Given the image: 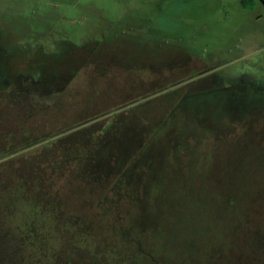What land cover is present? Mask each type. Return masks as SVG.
Segmentation results:
<instances>
[{"label":"rangeland","instance_id":"obj_1","mask_svg":"<svg viewBox=\"0 0 264 264\" xmlns=\"http://www.w3.org/2000/svg\"><path fill=\"white\" fill-rule=\"evenodd\" d=\"M0 70V264H264L261 0H0Z\"/></svg>","mask_w":264,"mask_h":264},{"label":"trees","instance_id":"obj_2","mask_svg":"<svg viewBox=\"0 0 264 264\" xmlns=\"http://www.w3.org/2000/svg\"><path fill=\"white\" fill-rule=\"evenodd\" d=\"M261 2L263 3V5H264V0H261ZM241 4L243 5V7H245V8H247V9H253L255 6H256V0H241ZM95 69H98V67L97 68H95ZM101 72V74L102 75H105L106 73H107V70L104 68V69H102V70H100ZM207 73H209V71H206L205 72V74H207ZM0 76H2V71L0 70ZM3 78V76L1 77V79ZM16 79H17V77H16ZM208 80V79H207ZM16 82H17V80H15ZM200 81V80H199ZM196 82H198V81H196ZM18 83V82H17ZM16 84V83H15ZM9 86L10 85H5V86H1L0 87V92L1 93H3L4 92V90L2 89L3 87H4V89L5 90H7V89H9V92H10V88H9ZM19 86V85H18ZM64 89H65V87L64 88H56V90H59V91H61V92H64ZM3 90V91H2ZM19 93H21V91L19 92ZM22 96V95H21ZM132 105H135V104H132ZM142 104H139L138 106H141ZM137 106V105H136ZM125 109V108H124ZM117 111H115V112H111L110 114H107L106 116L107 117H109L112 113H116ZM109 115V116H108ZM94 118V117H93ZM170 118V117H169ZM164 121H166L167 122V120H164ZM111 123L109 124V125H107L106 127H105V129H104V132L103 131H101L99 134H98V136H97V138H98V141H105V142H101V143H104L103 144V146H106V144H108L109 142H108V140H107V138H105V135H103L102 136V134L101 133H105V132H109V133H112L111 132V130L113 129V128H115V126H117L118 125V123L115 121V120H112V121H110ZM114 122H115V124H114ZM165 122V123H166ZM112 123L114 124L113 126H112ZM88 123H86L85 125H87ZM85 125H82V128H79V127H77V128H74V129H72L71 131L72 132H70V133H73L74 131H82V130H84L83 128H85ZM95 127H97V125L96 126H93V128H85V130H93ZM81 129V130H80ZM147 131H145V132H142V133H140V132H131V135L129 134V136L126 138L127 140H128V144H125V143H123V139H121V140H118V144L119 145H125L126 147H128V148H131V149H141V151L142 150H144L143 151V153L140 155V157H142L143 156V154H144V152H146V148L150 145V143L148 144L147 142H144L145 140H146V138L148 137V134H150L149 132H147V134H145ZM24 133H27V132H24ZM69 133V134H70ZM160 133H158V135H159ZM156 135V134H155ZM52 136H53V134H50V135H45V141H49V140H51V142L54 144L55 142H53L54 140H53V138H52ZM67 138V137H66ZM66 138H62V139H60V140H57L56 142H59V141H65L66 140ZM96 139V138H95ZM53 140V141H52ZM12 145H16V143L17 142H15L14 143V141L12 140ZM18 144V143H17ZM25 144H26V146L28 147V149H30V148H32L30 145V143H29V141H26L25 142ZM49 144H51L50 142H49ZM96 145V144H95ZM146 147V148H145ZM63 148V147H62ZM145 148V149H144ZM13 152H16L15 150L13 151ZM116 155H112V157H111V161H113V158L115 157V156H119V155H122L123 154V149L122 148H120V147H117L116 148ZM139 157V158H140ZM138 158V159H139ZM137 159V160H138ZM136 159H132V158H127V161H126V163L124 164H122L123 165V167H130V166H133V163L135 162L136 163V161H137ZM110 166L111 167H113V162H111L110 163ZM117 167H118V165H117ZM120 168H122V166L120 167ZM122 173H123V169H122ZM122 173H120L119 175H122ZM121 177V176H120ZM120 177H119V179H120Z\"/></svg>","mask_w":264,"mask_h":264},{"label":"flooded vegetation","instance_id":"obj_3","mask_svg":"<svg viewBox=\"0 0 264 264\" xmlns=\"http://www.w3.org/2000/svg\"><path fill=\"white\" fill-rule=\"evenodd\" d=\"M264 90V89H263Z\"/></svg>","mask_w":264,"mask_h":264}]
</instances>
